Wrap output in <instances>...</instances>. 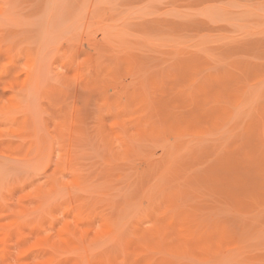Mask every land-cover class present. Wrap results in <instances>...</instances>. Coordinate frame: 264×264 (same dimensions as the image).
I'll use <instances>...</instances> for the list:
<instances>
[{
  "label": "rangeland",
  "instance_id": "obj_1",
  "mask_svg": "<svg viewBox=\"0 0 264 264\" xmlns=\"http://www.w3.org/2000/svg\"><path fill=\"white\" fill-rule=\"evenodd\" d=\"M0 264H264V0H0Z\"/></svg>",
  "mask_w": 264,
  "mask_h": 264
}]
</instances>
